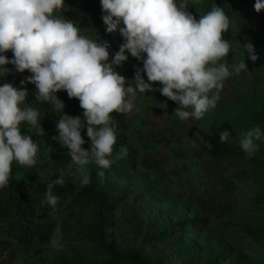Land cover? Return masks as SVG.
Returning <instances> with one entry per match:
<instances>
[{
    "label": "rangeland",
    "instance_id": "1",
    "mask_svg": "<svg viewBox=\"0 0 264 264\" xmlns=\"http://www.w3.org/2000/svg\"><path fill=\"white\" fill-rule=\"evenodd\" d=\"M254 3L188 0L187 11L196 17L214 5L224 10L230 26L222 36L231 45L224 62L231 71L233 64L245 60L248 70L225 79L216 108L199 120L181 121L173 113L176 102L158 90L137 92L134 103L139 111L115 120L117 141L109 168L92 160L84 166L74 164L59 141L56 123L43 116L42 128L21 124V132L37 142L39 151L33 167L14 162L9 181L32 187L47 186L60 178L71 193L67 200L58 201L55 211L48 209L46 217L55 222L48 241L21 244L0 231L4 240L0 264H102L111 260L96 234L97 186L104 191L101 206L106 239L146 264H264V139L254 141L251 155L240 147L242 134L252 127L259 126L264 132V10L256 12ZM54 15L72 20L81 35L101 41L100 0H65L63 10ZM119 42L120 46L121 36ZM248 42L254 46L255 61L241 47ZM126 55L128 60L116 70L135 87L133 77L143 67L142 61L127 51ZM153 87L158 88V82ZM23 106L29 105L24 102ZM225 130L230 136L221 142L219 133ZM81 135L86 141L82 147L89 148L86 128ZM203 144L226 146L231 154L220 161L200 157L197 151ZM121 148L127 149V155L118 158ZM86 175L90 183L81 186ZM80 189H89L90 194L71 204ZM218 201L226 202L228 208L214 207Z\"/></svg>",
    "mask_w": 264,
    "mask_h": 264
},
{
    "label": "clouds",
    "instance_id": "2",
    "mask_svg": "<svg viewBox=\"0 0 264 264\" xmlns=\"http://www.w3.org/2000/svg\"><path fill=\"white\" fill-rule=\"evenodd\" d=\"M64 4L65 0H0V77L9 73L8 64L19 73L27 70L30 75L20 85L34 84L35 99L50 103L56 112L65 107L58 91L78 99L83 117L63 112L55 124L74 164L84 166L92 160L103 169L111 166L117 129L110 114L138 112L137 92L158 90L176 102L173 113L181 121L199 120L216 108L225 79L248 70L245 60L233 64L231 71L224 62L231 45L222 34L230 19L217 5L196 17L187 11L188 0H100L106 32L118 30L123 38L119 50L110 55L108 41L81 35L72 20L54 15ZM254 10H264V0H255ZM241 47L252 61L258 58L252 43ZM9 50L11 59L6 55ZM126 51L142 61L133 77L135 87L116 70L128 60ZM156 82L158 88L153 87ZM27 97L26 87L0 83V189L8 186L14 162L22 167L36 163L38 144L20 130L24 122L41 127L40 112L23 106ZM84 128L90 142L87 149L82 147ZM229 136L227 130L219 133L221 142ZM262 139L264 132L254 126L242 134L240 147L251 155L254 141ZM126 155L127 149L121 148L118 158ZM63 183L57 178L46 188V203L54 211L59 197L52 189ZM88 183L86 175L81 186Z\"/></svg>",
    "mask_w": 264,
    "mask_h": 264
},
{
    "label": "trees",
    "instance_id": "3",
    "mask_svg": "<svg viewBox=\"0 0 264 264\" xmlns=\"http://www.w3.org/2000/svg\"><path fill=\"white\" fill-rule=\"evenodd\" d=\"M101 34V41L109 42L110 47L108 51L110 55H113L119 50V31L117 30L116 33L115 30L111 33L106 32V25L101 19ZM6 55L9 59L12 58V52ZM6 67L10 71L5 77H0V83L10 82L16 87H26L28 97L25 102L28 103L29 106L40 111V116L47 119L49 123L53 122L55 124L60 118L59 116L63 115V112L70 116L83 117V109H81L79 103H77L78 99L71 98V101H73L72 103L66 91H58L56 93L57 97L62 100L65 105L63 111L56 112L50 103H42L35 99L34 93L36 89L34 84L26 83L25 85H20V81L30 75L27 70L23 73H19L15 71L14 66L11 64L6 65ZM145 78H147L146 75H144V79ZM110 115L113 116L114 120L122 118L119 113L113 112ZM230 154L231 151L228 147L220 145L210 147L208 144H203L197 151L198 156L202 157L206 155L217 161H220L224 157H228ZM46 188L47 186L44 185L30 187L18 185L9 181L7 187L0 189V231L8 237L16 238L21 244H28L34 239L44 242L48 241L55 229V222L46 217L48 209L51 207L46 203ZM52 192L53 195L59 197V202H61L67 200L70 188L66 184H58L53 186ZM103 193L104 191L101 186L95 187V195L100 202L96 209V234L100 247L106 250L112 257L111 260L102 264H115L118 262L146 264L132 252L123 253L119 251L106 239L105 220L102 214L101 206L104 200ZM89 194V189H80L75 191L74 197L70 203L77 204L84 200ZM214 207L219 210H225L228 208V204H226V202L218 201L215 202ZM3 242L4 240L0 239V243Z\"/></svg>",
    "mask_w": 264,
    "mask_h": 264
}]
</instances>
